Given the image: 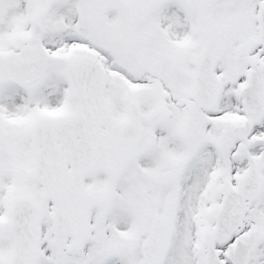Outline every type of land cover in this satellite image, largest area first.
<instances>
[{
	"label": "snow or ice",
	"instance_id": "6c2138e0",
	"mask_svg": "<svg viewBox=\"0 0 264 264\" xmlns=\"http://www.w3.org/2000/svg\"><path fill=\"white\" fill-rule=\"evenodd\" d=\"M0 264H264V0H0Z\"/></svg>",
	"mask_w": 264,
	"mask_h": 264
}]
</instances>
